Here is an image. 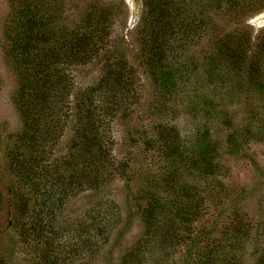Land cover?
I'll use <instances>...</instances> for the list:
<instances>
[{
	"label": "trees",
	"instance_id": "1",
	"mask_svg": "<svg viewBox=\"0 0 264 264\" xmlns=\"http://www.w3.org/2000/svg\"><path fill=\"white\" fill-rule=\"evenodd\" d=\"M67 1L6 0L4 49L23 125L4 147L0 241L17 239L28 264H95L120 213L102 200L82 217L65 212L82 192L98 193L117 178L128 187L137 181L129 158L117 162L108 129L138 113L147 74L156 102L149 113L171 114L180 98L206 122L193 139L161 123L145 141L160 167L130 190L127 219L138 215L143 232L121 264H247L242 251L264 237V215L250 216L231 198L221 161L264 142V29L257 34L249 23L264 0H142L136 50L114 37L111 7L90 6L69 24ZM81 67L96 68L98 79L79 86L74 69ZM67 132L66 151L56 155ZM65 235L69 243H56ZM0 264H8L1 253ZM251 264H264V241Z\"/></svg>",
	"mask_w": 264,
	"mask_h": 264
},
{
	"label": "rangeland",
	"instance_id": "2",
	"mask_svg": "<svg viewBox=\"0 0 264 264\" xmlns=\"http://www.w3.org/2000/svg\"><path fill=\"white\" fill-rule=\"evenodd\" d=\"M97 4L111 7L115 11L111 26L114 37L123 39L124 43L130 44L128 46L131 49L135 48L136 50L138 47L132 42L141 18V10H143L141 0H68L64 7L65 20L69 24L74 23L80 19L87 8ZM8 12L9 6L6 0H0V170L4 167V147L8 138L11 134L20 131L23 125L13 100L17 77L5 56L4 49L3 31ZM249 23L258 34L264 29V11L250 18ZM195 51L200 56L201 47ZM130 56L135 65L140 63L136 51L130 50ZM74 70L79 86L90 85L99 76V71L93 67H81ZM200 73L202 71H199ZM146 75L143 74L140 78L141 103L137 106L138 113H135L133 120L130 121L117 119L114 125H109L110 129H108V134L110 135L111 132L110 137L115 142L114 153L117 162L129 158L127 170L133 173L134 179L137 181L132 184V187H128L123 179L117 178L100 189L98 193L82 192L71 201L67 212H65L69 216L82 217L96 201L102 200L113 214L120 213L118 219H121V222L118 227L113 228V232L111 231L110 242L97 255L95 264H121V256L143 232V223L138 215L134 219L128 220V216L132 212L130 190L138 185L144 174L159 170L158 152L153 149L149 151L145 149V141L154 138L158 124H173L179 129L183 139L190 135L193 139L206 122L200 115L193 113L192 106L187 105V100H180V98L176 103H173L171 114L154 115L152 112L149 113L148 110L151 111V108L155 106L151 105L152 102L155 104L156 102L153 98L154 88ZM216 129L218 130V126H215L213 131ZM221 133L226 135L227 130ZM68 136L69 133H65L56 148V155L65 153ZM131 137L133 140L136 139L133 145ZM221 162L224 166L223 182L231 198L240 201V205L250 216L260 219L259 217L264 215V142H251L245 145L241 152L225 155ZM4 187L0 181V191H4ZM214 208L215 204L212 201L208 202V212H213ZM209 213L206 216L207 219L210 218ZM127 223L128 225H126ZM123 226L125 229L120 234L119 229ZM47 233L52 236L49 230ZM68 237L65 235L61 240L60 237L54 236L56 243L63 241L64 244L69 243ZM116 240L117 245H115ZM17 241V239L11 241L6 235L5 240L0 241V253L6 258L8 264H28L30 256ZM263 241L262 232L247 244L246 250L242 251L247 264H251L255 260ZM75 264H84V261L77 258Z\"/></svg>",
	"mask_w": 264,
	"mask_h": 264
},
{
	"label": "flooded vegetation",
	"instance_id": "3",
	"mask_svg": "<svg viewBox=\"0 0 264 264\" xmlns=\"http://www.w3.org/2000/svg\"><path fill=\"white\" fill-rule=\"evenodd\" d=\"M141 2H142V0H141ZM141 14H142V10H141Z\"/></svg>",
	"mask_w": 264,
	"mask_h": 264
}]
</instances>
